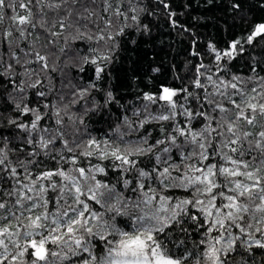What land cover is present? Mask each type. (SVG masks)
<instances>
[{
    "label": "snow or ice",
    "instance_id": "1",
    "mask_svg": "<svg viewBox=\"0 0 264 264\" xmlns=\"http://www.w3.org/2000/svg\"><path fill=\"white\" fill-rule=\"evenodd\" d=\"M191 7L0 0V264H264V20L227 0L247 27L221 46ZM165 31L178 83L135 67Z\"/></svg>",
    "mask_w": 264,
    "mask_h": 264
},
{
    "label": "trees",
    "instance_id": "2",
    "mask_svg": "<svg viewBox=\"0 0 264 264\" xmlns=\"http://www.w3.org/2000/svg\"><path fill=\"white\" fill-rule=\"evenodd\" d=\"M185 0H173V3L178 6L182 5ZM192 7L187 11L185 17H179L181 20H191L193 16H204V17H215L219 22L213 25L210 21L206 24H201L195 27V31L199 33L202 41H207L210 37L214 38L216 41L223 46V43L236 38L242 34L244 29L247 27L246 24L241 23L239 20H233L231 14L225 12V7L227 5V0L220 3V0H216L214 5L207 3V0H189ZM244 6L245 13L247 14V19L249 23L260 22L264 20V9L259 7V0H241ZM164 40V45L159 43H153L152 47H146L143 43L136 49L135 56L137 59V64L135 65L137 72L142 73L148 65H160L161 74L157 78L159 82L164 83H178V81L173 80L172 72L169 71L172 64L175 63L180 69V74L184 75V62L188 58V39H182L175 33H169L167 31L162 33ZM171 44V47H167ZM203 47V44H201ZM155 56V61L151 59ZM246 57L238 58L230 67L231 72L237 74H246L248 72ZM207 62V60L205 61ZM127 64L116 70V75L118 77V83L122 82L125 77L124 69ZM151 87V86H150ZM93 127L97 129L96 135L100 136L103 131L106 130L107 125L100 123L95 124L93 121ZM182 193H177L181 195ZM191 229V235L189 238V246H192V241H198L201 236L199 235V230L196 229L195 225L191 222L185 225ZM257 259H259V252L257 253Z\"/></svg>",
    "mask_w": 264,
    "mask_h": 264
}]
</instances>
